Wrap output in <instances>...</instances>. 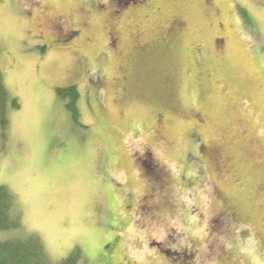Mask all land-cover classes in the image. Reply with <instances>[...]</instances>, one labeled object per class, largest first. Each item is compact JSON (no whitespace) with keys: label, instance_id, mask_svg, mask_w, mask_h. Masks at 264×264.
Here are the masks:
<instances>
[{"label":"rangeland","instance_id":"374dc122","mask_svg":"<svg viewBox=\"0 0 264 264\" xmlns=\"http://www.w3.org/2000/svg\"><path fill=\"white\" fill-rule=\"evenodd\" d=\"M0 43V185L54 261L264 264V0H0Z\"/></svg>","mask_w":264,"mask_h":264},{"label":"trees","instance_id":"16d2710c","mask_svg":"<svg viewBox=\"0 0 264 264\" xmlns=\"http://www.w3.org/2000/svg\"><path fill=\"white\" fill-rule=\"evenodd\" d=\"M1 57L0 43V126L6 131L9 126V110L18 109L21 104L6 84ZM57 93L62 98L70 97L66 106L72 112L73 118L79 119L77 101L80 94L77 87H58ZM16 206V198L12 190L4 184L0 185V231L17 232L8 239H0V264H80L81 252L77 248L67 257L54 261L40 235L25 231L21 215L15 209Z\"/></svg>","mask_w":264,"mask_h":264},{"label":"snow or ice","instance_id":"6c2138e0","mask_svg":"<svg viewBox=\"0 0 264 264\" xmlns=\"http://www.w3.org/2000/svg\"><path fill=\"white\" fill-rule=\"evenodd\" d=\"M242 9H244V11H242L241 13V20L242 22L249 27V30H252V20L251 17L248 15L246 9H247V5H242ZM77 121H78V117H76L74 120L71 121V127H75L77 126ZM5 238L3 236H0V239Z\"/></svg>","mask_w":264,"mask_h":264}]
</instances>
